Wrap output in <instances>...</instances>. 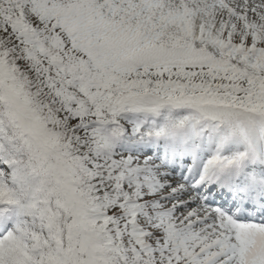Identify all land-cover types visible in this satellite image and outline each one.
<instances>
[{"label":"snow or ice","instance_id":"6c2138e0","mask_svg":"<svg viewBox=\"0 0 264 264\" xmlns=\"http://www.w3.org/2000/svg\"><path fill=\"white\" fill-rule=\"evenodd\" d=\"M0 264H264V0H0Z\"/></svg>","mask_w":264,"mask_h":264}]
</instances>
